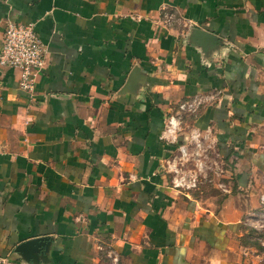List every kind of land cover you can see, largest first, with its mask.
<instances>
[{
	"label": "crops",
	"instance_id": "crops-1",
	"mask_svg": "<svg viewBox=\"0 0 264 264\" xmlns=\"http://www.w3.org/2000/svg\"><path fill=\"white\" fill-rule=\"evenodd\" d=\"M9 20L46 64L31 92L0 67V257L259 264L241 237L264 187V0H0V46ZM194 140L216 195L172 180Z\"/></svg>",
	"mask_w": 264,
	"mask_h": 264
},
{
	"label": "rangeland",
	"instance_id": "rangeland-1",
	"mask_svg": "<svg viewBox=\"0 0 264 264\" xmlns=\"http://www.w3.org/2000/svg\"><path fill=\"white\" fill-rule=\"evenodd\" d=\"M197 143L199 145H197ZM179 146L178 153L173 157L174 168L172 169V180L178 182L179 186L190 192L194 191L202 196L216 195L218 189L224 191L211 178L217 170L216 160L214 157H204L197 153V150L203 148L198 140L193 144ZM189 150V151H188ZM200 164V166L198 165ZM213 166V168H212ZM215 170V171H214ZM214 172V173H213ZM213 182L217 189L201 188L202 184L208 181ZM205 182V183H204ZM250 205V204H249ZM248 213L244 217L242 244L247 246L248 256H253L259 264H264V187L258 190L255 205H250Z\"/></svg>",
	"mask_w": 264,
	"mask_h": 264
},
{
	"label": "built area",
	"instance_id": "built-area-1",
	"mask_svg": "<svg viewBox=\"0 0 264 264\" xmlns=\"http://www.w3.org/2000/svg\"><path fill=\"white\" fill-rule=\"evenodd\" d=\"M45 47L34 29L33 23L9 20L5 26L0 46V67L19 71V87L31 92L46 64ZM175 184H179L176 182ZM0 264H18L0 257Z\"/></svg>",
	"mask_w": 264,
	"mask_h": 264
},
{
	"label": "water",
	"instance_id": "water-1",
	"mask_svg": "<svg viewBox=\"0 0 264 264\" xmlns=\"http://www.w3.org/2000/svg\"><path fill=\"white\" fill-rule=\"evenodd\" d=\"M195 33H196L195 35H197V36H199L200 38L203 39L204 43H208V41L212 39L211 34H209L206 31L198 29V30H196ZM42 242H43V238H34V239H31V240H27L25 242H22V243L18 244L16 246V248H15V251L19 252V253H25L27 248H31V247H34V246H39L40 244H42Z\"/></svg>",
	"mask_w": 264,
	"mask_h": 264
}]
</instances>
